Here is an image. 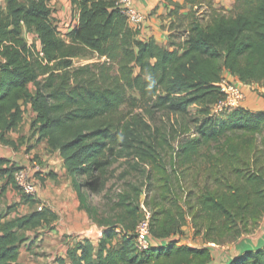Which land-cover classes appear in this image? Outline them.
<instances>
[{
	"label": "trees",
	"instance_id": "1",
	"mask_svg": "<svg viewBox=\"0 0 264 264\" xmlns=\"http://www.w3.org/2000/svg\"><path fill=\"white\" fill-rule=\"evenodd\" d=\"M50 1L3 0L0 7V141L14 147L4 134L16 131L28 105L36 114L32 134L59 154L80 209L90 210L88 198L104 189L118 161L128 170L145 166L141 186L154 193L147 250L134 247L131 231L138 185L118 196L123 213L104 223L94 242L79 236L67 250L71 264H210L213 245L236 242L264 213V141L260 148L256 140L227 143L231 135L262 134L264 106L213 110L223 79L244 93V86L264 88V0H233L230 9L214 0H165L167 46L139 38L115 0H70L78 24L66 40L51 21ZM25 31L34 43L25 41ZM76 57L95 60L74 66ZM124 105L141 111H123ZM157 112L192 114L197 136L172 152L169 166L157 149L167 136L153 132L146 119ZM206 142L228 150L208 158L202 179L177 171L178 164L191 165ZM18 167L0 157V196L8 185L17 189ZM19 195L30 210L11 215L13 204L0 212V264H19L26 231L55 218L47 208L36 209L37 198ZM186 226L204 246L186 243ZM226 264H264V241Z\"/></svg>",
	"mask_w": 264,
	"mask_h": 264
},
{
	"label": "rangeland",
	"instance_id": "2",
	"mask_svg": "<svg viewBox=\"0 0 264 264\" xmlns=\"http://www.w3.org/2000/svg\"><path fill=\"white\" fill-rule=\"evenodd\" d=\"M57 3L62 5L61 2H57ZM57 3L53 5L54 6L53 10L60 8V6ZM164 3H165V0H164ZM232 3H233V0H214L213 2V4L217 7L225 6L228 9L232 7L231 6ZM23 38L29 44H32L35 42L33 33L29 31H25V34L23 33ZM38 47L39 46L37 45V48ZM94 60L95 59L93 57H76L73 59L72 64L74 66H77V65L93 62ZM260 88L261 87L257 84L249 85V87L244 86V90H245L244 99L240 107L255 111V110L260 109L262 105L264 106L263 104L264 98L261 97L260 95V93H263L264 91H262ZM129 93H130V97H137L136 92L130 91ZM130 108H133L132 113H139L141 111L139 107H130L128 105H124L122 107L123 111L129 110ZM35 116L36 114H34V118ZM146 119L148 123L150 124L153 132H155L158 136L159 135L167 136L166 141H165L166 143H164L163 141H160V146L158 145L157 149H160V151L162 152L163 158L165 159V162L167 163L168 166L169 164H171L170 163L171 160L173 161V159L171 158L173 156L172 152H174L180 144L186 142L187 140L191 138L197 137L196 134H194L193 130L191 133V127H193V123L191 122L192 114L179 116V115H171L166 112H159V113L157 112L151 118H146ZM28 120H29V125H30V123L32 122V118H29L27 116L25 122L27 123ZM184 126H186V128ZM26 129L25 130L23 129L17 132L16 133L17 136L14 137L15 142L12 141L14 143H17V146H18L17 149H13L14 152L20 153V157H19L20 161L15 162V163H17L18 165H21V162L24 159L27 162L26 164L28 168L32 166L31 165L32 162H35L36 164L39 165L41 172L35 175V181L37 183L38 191H39L42 186L43 188L46 186L45 184L48 178L49 180L50 179L53 180L56 174H54L52 170H50L48 173L50 172L51 173L47 175L45 166H49V164H47L48 159L44 158L45 155L47 154V152H45L46 149H44V151L40 153L41 152L39 151L41 149L40 147V149L37 148L36 150H34L35 151L34 153L33 152L32 153L30 152L31 154L27 153V150L29 149V147H31L30 146L31 144L29 143V139H26L24 141V138L29 137L28 136L29 131H27ZM24 131L26 133L24 135L26 136H20L19 134L23 133ZM235 136L231 135L227 139L228 140L227 143H229L231 140H234V142L232 143L234 147L236 146L242 147L246 141L256 140V146L260 148L262 145V142L264 141V131L262 132V134L252 135V134L240 133L237 135V137ZM221 140H224V138H221ZM1 143L6 144L3 141H1ZM228 146L229 145H224V143L206 142L199 146L198 151L200 155L194 158V161L192 162V164L191 165L190 164H178L179 166L177 168V171H183V173L185 175L188 174L189 177H191L192 174L193 176H196V174H198L197 178L199 177L202 179L205 175L206 170L209 169L211 166V164L208 162V158L213 157V160H216L217 156L220 154L221 151L223 153L224 151L228 150ZM141 168L142 169L138 168L136 170L134 169L128 170V166L126 165L125 162L123 161L116 162L115 164L112 165L113 172L110 175L109 180L107 181L104 189L100 191L98 194L90 196L88 198L87 201L90 205V210L89 211H86L83 209L82 210L87 215V224H88L87 226H90L93 224L95 225L96 230L99 232V235L97 237L100 236L102 232L101 226L104 223H109V220H115L118 213L120 214L123 213L124 211L123 208L116 205L118 196L126 192L132 194L133 192L132 187L134 186L140 185L141 187L139 190L138 200H137V207H138V213H139L137 219L140 220L146 211H150V213H152V196L154 193H152L150 188H149L150 191H147L144 187L141 186L144 180V176H145L144 170H146L145 166H142ZM125 171L127 172L125 173ZM38 175H40L41 177H39ZM65 176L67 177V175ZM61 179L62 181L65 180V178H61ZM153 185H154V191H156L155 182ZM67 186L68 188H71L72 185L70 183V185L68 184ZM19 192L20 191L16 193V189H14V191L10 190L9 192H6V191L2 192L0 196V212L4 211L8 206L13 205V204L17 205L16 207L18 209L17 213H20L22 211L27 213L30 210V207H28V205L26 207H21V204H24L21 202V198L17 201L16 197ZM65 200H68V201L66 202L67 205L62 204L63 208L71 205V197L66 195ZM52 205H54L53 207L55 208V210L57 209V213L55 214V218L53 220H51L49 223H46L47 225L46 227L49 228L53 224V222L56 221V223L52 225V228L55 230L57 229V232H60L62 228H64L65 226H67V224H70L72 222V219L65 218L63 214L59 212L61 208L59 207L58 203H56V205L55 204H52ZM45 208L46 207L43 206L41 211H43ZM126 220L129 221L130 218L127 216ZM138 220L136 221L138 222ZM73 221H75V219H73ZM136 221L135 223H137ZM135 223L134 225H136ZM78 224H80L79 217H78ZM134 228L135 226H133L131 230L133 233H134ZM263 228H264V213L261 215L260 218L257 219V221L249 223L246 226V228L243 230V234L239 237V239L241 240V239L251 238L254 236L261 235L263 232ZM184 230L186 232V237H188L187 240L189 241L191 245L204 246L205 243L202 242L201 237L192 234V231L189 226H186ZM36 234L38 235V233ZM62 235H65V233H63ZM62 235L60 236L62 237V240H60L59 242V244L61 243L62 246H59V244L56 246V244H54V247L50 249V252H45L46 250H44L43 248H40V249H43V251H41L39 249V247H41L40 246L41 244L36 247L38 250H33L35 253L32 252L31 250L30 252L26 250L27 253L23 254L22 256V257H25V262L33 258L34 260H36L35 263L37 262L38 264H40L38 259H36L38 256L45 257L46 255H51V254L57 258V255L62 253L61 250L63 249V246H66L65 253H67V250L71 248L70 245L74 247L76 245V242H71V240L69 242L67 238L69 237H70L69 239L74 238L71 235H66V236H62ZM74 235L85 238V236H82V235H78V234H74ZM97 237L94 239H91V241L94 242L97 239ZM229 244H232V243H229ZM227 245L228 244H219V245H213V247L214 248L216 247L217 249V248L224 247ZM23 251L24 250H22V252ZM23 261L24 260H22L20 263L24 264ZM210 264H212V260H210Z\"/></svg>",
	"mask_w": 264,
	"mask_h": 264
},
{
	"label": "crops",
	"instance_id": "3",
	"mask_svg": "<svg viewBox=\"0 0 264 264\" xmlns=\"http://www.w3.org/2000/svg\"><path fill=\"white\" fill-rule=\"evenodd\" d=\"M134 1V6L135 8L142 14V28L139 33V38L146 40L149 37H152L158 42L159 44H162L164 46H167V38H166V31L163 28V25H166L167 20L165 18L166 15V6L164 3V0H133ZM57 2H61V4H58ZM3 3V0H2ZM58 4L60 6L59 9L53 10V5ZM51 4V5H50ZM49 6L51 9L50 12V18L53 24L57 27L59 30V34L62 38L68 40L67 33L72 31L77 27L78 24V15L75 10L72 9L70 0H51L49 2ZM54 21H53V20ZM25 34V32H24ZM262 91H264V88H260ZM262 107V106H261ZM23 120L19 124L18 128L16 131H9L4 134V138L6 141H14V137L17 136V132L21 130H26L29 131L28 133V138H24V141L26 139H29V143L31 144L29 149L27 150V153L31 154L32 152L34 153L37 148L41 149L40 153H42L45 150L47 154L45 155V159L47 160V164L49 166L46 167L47 175L50 174L48 173L50 170L56 176H54L53 180H47L46 186L43 188V186L40 188L38 191V194L36 198L38 199V203H41L46 207L47 209L51 210L53 213H57V209L53 207L55 204L58 203L59 207L61 210L59 211L63 216L67 219H72V222L70 224H67L60 232H57V229H53L52 225L56 223V221L53 222V224L48 228L46 227V224L41 225L38 228L26 231V236L27 239L20 245L19 247V256H18V262L19 264L22 260L23 263L25 264H38L37 262L35 263L36 260L33 258L25 262V257H22L23 254H26V250L30 252H34L33 250H38L36 247L40 245V248H43L46 250L45 252H50V249L54 247V244L56 246L59 244L60 240H62V237H60L63 233L66 235H71L72 239H69V242H76V240L80 239L79 236H75L76 232H79L82 229H86L89 226H87V215L86 213L80 209L79 206V200L77 197V194L73 187L68 188V184L70 185V178L65 175L66 174V169L63 165L62 159L60 158L59 154L53 151H50L49 148L47 147L46 140L45 139H39L37 140V135L32 134L30 125H29V120L26 123V118L27 116L29 118H34V112L30 109L28 105L23 106ZM25 131L23 133H20V136H26ZM21 138V137H20ZM13 142V143H14ZM6 143V142H5ZM14 147L8 145V144H3L0 141V157H5L9 159L10 161L13 162H19L20 159V153L14 152L13 149H17V143H14ZM31 152V153H30ZM49 156V158H48ZM24 163V164H23ZM27 162L23 159L21 162V165H27ZM17 164V163H16ZM20 164V163H19ZM36 173H33L34 175ZM61 178H65L64 181H62ZM4 181L1 182V184ZM56 188V189H55ZM72 192H71V190ZM14 191V188L11 185H8L5 187L6 192L9 191ZM18 190L16 189V193ZM16 195V194H15ZM68 195L71 197V205L63 208V205H67V201L65 200V196ZM17 201L21 198V196L17 195ZM57 200V201H56ZM21 202L24 203V200L21 198ZM63 204V205H62ZM27 204H21V207H26ZM29 207V206H28ZM15 210V209H14ZM12 211L11 215L17 213V208L16 211ZM21 214H24L25 212L22 211L20 212ZM63 217V218H64ZM78 217L80 220V224H78ZM75 219V221H73ZM39 229V230H37ZM38 233V235L36 234ZM261 234V233H260ZM264 241V228L263 232L261 235L254 236L251 238H245V239H239L236 242L232 244H228L227 246L217 248L216 247L212 248V253H211V260L212 264H226L229 259L234 257L235 255H238L242 253L244 250H249V249H254L255 247H258L262 245ZM59 246H62L61 243ZM72 247V245H70ZM196 246V245H192ZM43 249H40L43 251ZM22 250H24L22 252ZM62 253L57 255V258L54 257V255H46L44 256H38L36 259L40 262V264H71L70 259L68 258L67 254L65 253L66 251V246H63V249L61 250ZM35 253V252H34ZM23 258V259H21ZM43 262V263H41Z\"/></svg>",
	"mask_w": 264,
	"mask_h": 264
},
{
	"label": "built area",
	"instance_id": "4",
	"mask_svg": "<svg viewBox=\"0 0 264 264\" xmlns=\"http://www.w3.org/2000/svg\"><path fill=\"white\" fill-rule=\"evenodd\" d=\"M1 5L2 0H0V7ZM115 5L126 17L132 29L140 30L142 28V14L135 8L133 0H115ZM219 89L222 97L214 105V111L231 110L241 105L244 99V92L239 85H234L223 79L219 83ZM31 165L29 168L27 165H19L13 172V181L17 190L22 194L36 198L38 186L35 181V174H32L41 172V169L35 162H32ZM43 206L41 203H37L36 209L41 211ZM150 215V211H146L135 225L133 244L138 251H145L152 245L149 225ZM161 243H163L162 240H160L159 244ZM186 243L191 245L188 240Z\"/></svg>",
	"mask_w": 264,
	"mask_h": 264
},
{
	"label": "water",
	"instance_id": "5",
	"mask_svg": "<svg viewBox=\"0 0 264 264\" xmlns=\"http://www.w3.org/2000/svg\"><path fill=\"white\" fill-rule=\"evenodd\" d=\"M76 234L85 236V238L91 240V239L96 238L99 235V232L96 230L95 225L92 224L88 228L83 229L82 231L76 232Z\"/></svg>",
	"mask_w": 264,
	"mask_h": 264
}]
</instances>
